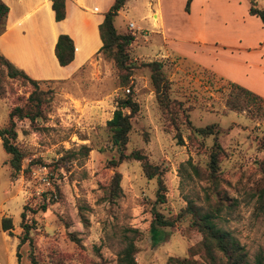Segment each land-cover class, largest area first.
<instances>
[{"label":"rangeland","instance_id":"374dc122","mask_svg":"<svg viewBox=\"0 0 264 264\" xmlns=\"http://www.w3.org/2000/svg\"><path fill=\"white\" fill-rule=\"evenodd\" d=\"M220 1L227 11L240 14L251 0ZM252 1L264 9V0ZM146 2L152 0H125L114 17L115 28L137 35L142 34L137 26L148 30L152 19L149 12L146 15ZM184 2L169 0V13L178 17L175 28L185 36ZM128 22L135 27L128 28ZM247 24L252 36L264 37V30L253 22ZM151 37H155L153 41L139 46L137 53L127 48L131 65L127 86L119 85L113 61L100 52L68 78L36 84L44 97L42 116L14 121L13 142L23 152L16 173H12L9 155L0 144V215L10 218L11 235L16 236L21 231L19 213L24 211L38 264H119L120 252L128 242L133 245L135 264H165L168 256H186L200 234L188 226L187 219H175L171 226H160L151 239V209L155 206L164 218H176L187 201L205 207L206 182L191 166L205 169L213 138L222 148L218 188L226 201L235 203L214 221L238 239L250 260L258 251L264 255V206L260 204L264 197L258 198L264 190V105L229 108L227 99L232 98L234 89L224 75L182 56L154 57L163 47L155 34ZM189 42L181 47L188 56H207V49ZM138 53L144 57L138 58ZM225 53L218 52L220 57L214 61L228 73L230 58L237 61L241 56ZM150 60L162 62L169 81L170 114L158 107L149 70L143 64ZM128 86L137 110L129 118L130 129L120 151L110 142L106 120ZM32 87L7 76L0 64V128L7 124L9 109L22 105ZM210 123L216 125L213 134L200 136L192 130ZM134 150L160 171L161 201L156 200L155 176L148 178L138 160L125 156ZM37 166L45 167L48 186L31 175L30 169ZM114 171L120 176L119 190L107 199L105 188ZM42 197L44 210H40ZM68 233H73L78 243ZM27 248L26 243L17 246L14 239L5 238L0 229V264H30Z\"/></svg>","mask_w":264,"mask_h":264},{"label":"trees","instance_id":"16d2710c","mask_svg":"<svg viewBox=\"0 0 264 264\" xmlns=\"http://www.w3.org/2000/svg\"><path fill=\"white\" fill-rule=\"evenodd\" d=\"M124 2L125 0H113L108 9L103 13L102 21L97 25L98 37L101 42L98 52L113 61V65L118 73L119 85L122 87L127 86L128 76L130 74L131 65L127 63V48L133 39V34L117 31L112 20ZM189 2L190 0H185L183 5L184 11H188ZM50 7L53 11V18L55 21L61 20L64 17V0H50ZM6 11V5L0 2L1 27ZM247 12L250 15L258 17L260 22L264 24V9L257 7L254 1H249ZM53 52L60 66L68 64L72 59L73 52L72 40L70 37L66 34H58ZM0 64L4 65L6 68L7 76L33 86L22 105H14L9 109L7 113V124L5 127L0 128L1 147L3 151L9 155L8 164L12 173H16L20 169L23 152L13 142L16 136L14 121L23 118L33 121L36 117L42 116L44 97L41 91L37 90L36 84L38 82L50 80H35L28 77L22 70L14 67L1 54ZM143 64L149 70V80L158 107L160 110L170 114L171 102L168 96L169 81L162 71V62L159 60H150ZM229 85L234 89L232 98L227 99L229 108L241 109L242 106H246L247 104H252L256 107H259L260 103L264 105V98L256 93L233 82H229ZM126 89H128V92L123 93V96L116 100L115 108L112 110L110 118L106 120V126L110 133V142L112 145L116 146V148L120 149V151L123 149L127 140V132L130 129L129 118L131 114L137 110V104L131 99L129 94L130 87L128 86ZM123 109H127L128 112L124 113ZM215 126L214 123H210L201 127H192V130L200 136H207L215 132ZM176 137L177 141L181 142L179 134H177ZM262 147L264 148V143H262ZM221 153V146L217 143L216 139L213 138V143L207 153L205 169L198 171L194 165L191 166L194 174L200 176L199 179L206 182L204 190L206 196L204 199L206 202L205 207H200L191 201H187L185 206L178 212L176 218H164L156 210L155 206H152V220L149 227L151 239L159 232L160 226H171L175 222V219H187L188 226L195 229L200 234L199 241L187 248L186 256H168L165 260V264H264V255L261 251H258L253 259L250 260L244 246L238 239L229 230L222 229L214 221V218L218 217L224 208L226 210H231L235 206V203L226 201L218 188L220 181L218 174V158ZM125 156L138 160L143 173L148 178L155 176L157 183L156 200L161 201L163 199V185L160 179V171H158L157 167L151 165L147 161L145 155L139 153L138 150L130 151ZM119 179V173L114 171L109 185L105 188L107 199L116 196L119 190ZM263 197L264 190H261L258 193V198L261 201ZM44 199L42 197L40 210H44L45 208L46 203ZM47 200L51 201L52 197H48ZM260 204L264 206V203ZM33 212L34 210L32 213ZM24 216V211L22 210L19 213V227L21 231L16 236L18 239L17 246L26 243L28 246L27 258L30 264H38L30 235L31 225L24 220ZM30 222H33V220H30ZM0 227L3 231H6L8 235H11V221L9 217H1ZM68 236L72 241L78 243V239L74 237L73 233H68ZM194 255H197L198 258H195ZM118 262L119 264H135L133 258V245L131 242L126 243L121 250Z\"/></svg>","mask_w":264,"mask_h":264},{"label":"crops","instance_id":"0c3cea01","mask_svg":"<svg viewBox=\"0 0 264 264\" xmlns=\"http://www.w3.org/2000/svg\"><path fill=\"white\" fill-rule=\"evenodd\" d=\"M0 2L7 7L0 28V54L32 79L60 80L68 78L99 53L101 42L97 25L113 0H64V17L58 21L53 18L50 0ZM224 5L220 0H190L188 11L183 9L181 13L187 22L184 36L181 29L179 31L175 28L178 17H170L169 0L146 2V15L149 12L152 21L148 30L137 26L143 35L132 31L133 39L129 46L132 52L137 53L139 46L153 41L155 37H151V34H155L163 48L162 52L154 57L160 59L176 55L189 58L203 68L222 74L230 82L264 98V37L252 36L248 32L247 23L253 22L261 30H264V24L258 17L248 14V4L245 6V12L240 14L233 10L227 11L228 8ZM216 17H222L223 20L217 22ZM58 34H66L72 40V59L64 66L57 63L53 52ZM188 41L197 44L202 50L207 49V56L202 55L204 57L200 59L199 55L188 56L181 48ZM218 52L240 55L241 59L235 61L230 58L234 66L230 64V71L223 73L220 64L214 61L220 57L217 56ZM136 55L138 58L144 57L140 53ZM1 217L7 216L0 215V220ZM1 232L5 238L14 239L17 244L18 234L8 235L2 229Z\"/></svg>","mask_w":264,"mask_h":264},{"label":"built area","instance_id":"2783aa9c","mask_svg":"<svg viewBox=\"0 0 264 264\" xmlns=\"http://www.w3.org/2000/svg\"><path fill=\"white\" fill-rule=\"evenodd\" d=\"M128 28H134V24L132 22H129L127 24ZM127 90V89H126ZM31 175L39 181V183L48 186L49 180L47 179V171L44 166H37L35 168L30 169Z\"/></svg>","mask_w":264,"mask_h":264}]
</instances>
